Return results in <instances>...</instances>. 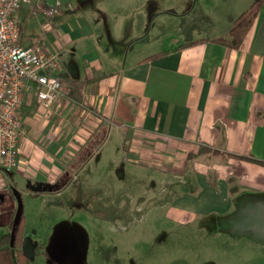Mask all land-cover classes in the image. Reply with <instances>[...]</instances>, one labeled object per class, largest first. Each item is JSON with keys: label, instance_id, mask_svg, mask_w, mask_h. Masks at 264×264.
<instances>
[{"label": "crops", "instance_id": "crops-1", "mask_svg": "<svg viewBox=\"0 0 264 264\" xmlns=\"http://www.w3.org/2000/svg\"><path fill=\"white\" fill-rule=\"evenodd\" d=\"M57 1L60 14L46 17L42 8ZM253 1L33 0L19 9V43L57 49L66 82L51 109L26 95L20 165L0 168V198L11 185L21 193H10L15 206L0 210V223L4 232L25 215L23 264H63L54 255L63 247L57 209L31 210V222L22 203L16 212L23 192L44 204L56 199L82 163L95 167L109 149L126 175L173 180V221L242 209L252 219L264 215V2L240 47L214 40L229 37ZM82 79L88 83L76 101L70 81ZM242 227L264 231L256 223L223 229Z\"/></svg>", "mask_w": 264, "mask_h": 264}, {"label": "rangeland", "instance_id": "rangeland-1", "mask_svg": "<svg viewBox=\"0 0 264 264\" xmlns=\"http://www.w3.org/2000/svg\"><path fill=\"white\" fill-rule=\"evenodd\" d=\"M113 152L102 153L103 160L94 161L95 167L82 163L68 193L44 204L45 197L33 200L23 192L17 203L16 212L24 205L31 222L36 220L31 210L43 208L48 214L49 208L57 209L63 247L54 249L56 259L63 264H264V231L223 229L231 224L264 225V215L252 219L242 209L173 221L167 214L173 180L130 169L126 175L120 163H110ZM10 188L11 194L21 197L13 185ZM10 193L0 198V210L15 206ZM214 225L220 231L211 228ZM1 229L0 223V235Z\"/></svg>", "mask_w": 264, "mask_h": 264}, {"label": "built area", "instance_id": "built-area-1", "mask_svg": "<svg viewBox=\"0 0 264 264\" xmlns=\"http://www.w3.org/2000/svg\"><path fill=\"white\" fill-rule=\"evenodd\" d=\"M33 0H0V167L11 170L20 165V139L26 133L22 107L27 94L51 109L66 87L57 71L63 68L60 52L43 42L19 43L21 25L17 12ZM62 2L47 4L42 12L56 17Z\"/></svg>", "mask_w": 264, "mask_h": 264}, {"label": "trees", "instance_id": "trees-1", "mask_svg": "<svg viewBox=\"0 0 264 264\" xmlns=\"http://www.w3.org/2000/svg\"><path fill=\"white\" fill-rule=\"evenodd\" d=\"M263 2L264 0H254L251 5L234 20L229 37H221L214 40L223 42L233 48L240 47L245 36L254 24ZM159 55L160 53L152 55L151 57H157ZM70 83L73 88L70 94L71 98L76 101H82L83 92L88 80H72ZM200 150V152H204L209 150V148L201 147ZM213 151L216 152L215 150ZM8 227L9 230L3 232L0 236V264H23L28 261L27 254L21 249L25 230V215L21 213L17 220L12 219Z\"/></svg>", "mask_w": 264, "mask_h": 264}]
</instances>
